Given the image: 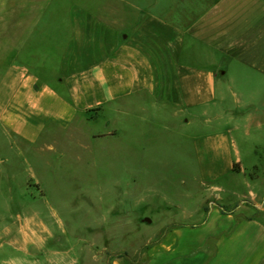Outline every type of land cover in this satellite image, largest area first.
Returning <instances> with one entry per match:
<instances>
[{"label": "crops", "instance_id": "0c3cea01", "mask_svg": "<svg viewBox=\"0 0 264 264\" xmlns=\"http://www.w3.org/2000/svg\"><path fill=\"white\" fill-rule=\"evenodd\" d=\"M229 96L244 151L228 126L197 136L192 180L240 190L214 184L200 217L165 220L144 264H264V0H0V148L41 159L22 181L39 197L56 160Z\"/></svg>", "mask_w": 264, "mask_h": 264}, {"label": "rangeland", "instance_id": "374dc122", "mask_svg": "<svg viewBox=\"0 0 264 264\" xmlns=\"http://www.w3.org/2000/svg\"><path fill=\"white\" fill-rule=\"evenodd\" d=\"M231 103L229 96L210 114L201 110L195 124L160 112L151 124L139 120L117 139L100 141L80 160H56L50 175L42 176L43 198L22 182L27 162L36 168L41 159L26 161L27 153L17 155L14 146L0 148V264H144L166 232L165 220L200 217L197 203L212 198L214 184L231 194L240 190L227 178L192 180L198 176L197 136L228 126L230 138L244 151L243 125L234 128L243 114L232 120L219 116ZM105 116L111 118L110 112ZM106 123L99 129L106 130ZM258 140L252 133L249 142Z\"/></svg>", "mask_w": 264, "mask_h": 264}]
</instances>
